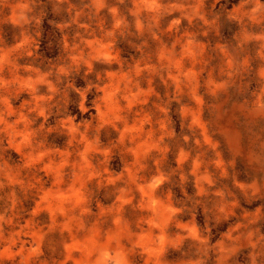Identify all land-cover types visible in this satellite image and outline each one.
Wrapping results in <instances>:
<instances>
[{
	"label": "clouds",
	"instance_id": "clouds-1",
	"mask_svg": "<svg viewBox=\"0 0 264 264\" xmlns=\"http://www.w3.org/2000/svg\"><path fill=\"white\" fill-rule=\"evenodd\" d=\"M0 264H264V0H0Z\"/></svg>",
	"mask_w": 264,
	"mask_h": 264
}]
</instances>
